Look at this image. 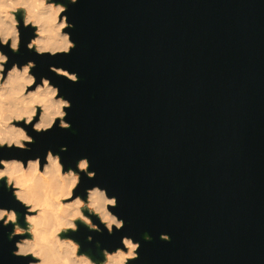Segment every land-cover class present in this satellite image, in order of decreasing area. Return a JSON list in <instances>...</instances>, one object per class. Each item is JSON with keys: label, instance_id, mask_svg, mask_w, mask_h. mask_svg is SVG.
<instances>
[{"label": "water", "instance_id": "water-1", "mask_svg": "<svg viewBox=\"0 0 264 264\" xmlns=\"http://www.w3.org/2000/svg\"><path fill=\"white\" fill-rule=\"evenodd\" d=\"M64 2L74 49L38 55L22 45L9 55L34 59V71L59 85L71 127L32 131L30 151L0 156L65 144L66 167L89 158L96 176L82 175L78 190L106 187L125 219L111 235L93 231L92 242L77 221L71 234L97 259L95 240L111 249L128 234L141 240L130 264H264V0ZM31 35L23 30V40ZM0 206L17 208L23 222L2 188ZM12 247L0 226V264H27Z\"/></svg>", "mask_w": 264, "mask_h": 264}, {"label": "clouds", "instance_id": "clouds-1", "mask_svg": "<svg viewBox=\"0 0 264 264\" xmlns=\"http://www.w3.org/2000/svg\"><path fill=\"white\" fill-rule=\"evenodd\" d=\"M67 8L64 0H0V149L15 146L30 151L35 142L32 131L71 127L66 117L72 102L59 85L34 71V59L22 62L9 55L22 45L38 55L67 54L74 49L72 33L65 30L75 27ZM27 28L32 35L25 41ZM48 68L73 82L79 79L77 72L66 67L49 64ZM65 151L67 145L62 144L59 151L47 148L42 155L0 156V188L23 208L21 222L17 208L0 206V226L14 244L12 255L27 258V264H130L139 259L141 240L128 234L121 235L120 243L111 249L95 240L101 259L81 250L80 241L71 234L78 231L77 221L90 230L86 239L92 242L93 231L111 235L122 229L125 219L113 210L118 198L106 187L92 184L83 192L78 190L82 175L93 178L96 170L90 169L87 156L66 167L61 157ZM160 238L170 240L171 236L161 232ZM151 239L150 233L143 234V240Z\"/></svg>", "mask_w": 264, "mask_h": 264}, {"label": "bare ground", "instance_id": "bare-ground-1", "mask_svg": "<svg viewBox=\"0 0 264 264\" xmlns=\"http://www.w3.org/2000/svg\"><path fill=\"white\" fill-rule=\"evenodd\" d=\"M38 114H39V109H38ZM20 123H22V122H20Z\"/></svg>", "mask_w": 264, "mask_h": 264}, {"label": "rangeland", "instance_id": "rangeland-1", "mask_svg": "<svg viewBox=\"0 0 264 264\" xmlns=\"http://www.w3.org/2000/svg\"><path fill=\"white\" fill-rule=\"evenodd\" d=\"M35 119V118H34ZM22 122V121H21Z\"/></svg>", "mask_w": 264, "mask_h": 264}]
</instances>
